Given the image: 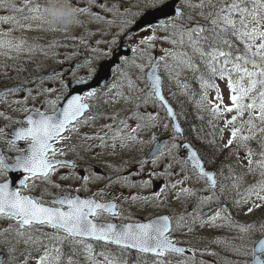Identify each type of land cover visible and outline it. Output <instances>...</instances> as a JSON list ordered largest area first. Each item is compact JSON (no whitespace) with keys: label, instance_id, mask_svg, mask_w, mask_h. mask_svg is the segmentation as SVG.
Segmentation results:
<instances>
[{"label":"snow or ice","instance_id":"1","mask_svg":"<svg viewBox=\"0 0 264 264\" xmlns=\"http://www.w3.org/2000/svg\"><path fill=\"white\" fill-rule=\"evenodd\" d=\"M183 3L190 9L199 8V15L207 23L201 25L196 22L191 27L177 25L176 18H186L192 24V16L185 17L183 9L173 7L171 0H148L145 10L133 14L145 20L144 31L153 32V35L145 37L141 43L155 39L156 28L167 30L170 26L172 36L176 38L164 37V39H170L173 45L179 44L182 49H187L169 53L177 61L176 86L181 89L188 88L186 81L180 79L185 70L191 71L193 74L200 73L202 87L209 86V80L205 79V72L210 78L217 76L221 79L226 78L231 93V104L223 105L217 88L216 99L219 103L212 107V114L215 118H223L226 113H235L231 119L225 121L231 132V137L225 147L234 143L238 147H247L250 141L257 140L259 136L258 143L261 149H264V0H199L198 4L193 3L192 0H183ZM0 8L8 9L11 13L0 15V24H19L21 28L31 27V25L21 24V19L42 20L48 13L47 7L36 0H23V6H17L13 0H0ZM76 9L78 14L87 11L80 7H76ZM169 9L173 13L172 16L169 15ZM149 16L153 17L155 22L148 20ZM160 17L164 19H160ZM98 18L102 19V17ZM108 22L112 23V21ZM77 23L80 21L78 20ZM132 23V20L124 21L125 27ZM46 30L57 29L49 27ZM24 45L25 41L14 37L10 30L0 31V50L8 49L21 52L25 50ZM201 66L204 71H201ZM137 67L141 72H144L145 65L141 64ZM159 67L160 65L156 61H151L149 70L145 73L150 82L148 95L157 97L163 103L168 115L174 117L175 113L172 107L169 106L162 94L161 77L157 75ZM104 71L103 64L91 68L89 79L93 76L101 77ZM80 83L88 90L83 94L71 95L70 98L58 96L56 100L49 101V104L52 105L50 112L40 109H25L29 114L24 121L18 122L21 126L11 133L12 138L7 141L8 147L18 154L15 155L12 163H9L8 158L0 152V175H4L9 170L20 173L23 178L19 180V184L21 188H26L30 179L48 178L58 168L66 165L75 167L71 161L59 159L57 155H64V151L58 147V144L68 138L64 135L66 131L74 132L77 130V125L94 119V117L80 119L84 117L85 110L90 107L85 100L97 95L96 89L91 88L84 78H81ZM128 85L130 88L136 86L131 79L128 80ZM211 86L217 87L215 84H211ZM11 91L8 90V93ZM119 94L123 95V93ZM62 98L66 99V103L63 107H57V101ZM203 98L206 99V94ZM112 119L115 120V116ZM120 123L125 128L128 127L123 120ZM104 127L115 132L112 137L113 141L117 138L123 139L120 129H113L112 125ZM139 127L137 125V128ZM175 127L179 133L181 131L179 125ZM132 131L135 132L136 129H132ZM0 133H4L3 128H0ZM99 138L102 141L104 139V137ZM128 138L136 139L135 136ZM19 141L26 142V146L17 147ZM153 141H155V137H153ZM165 148L169 152L172 149L187 150L186 163H190L194 169L198 170L201 178L205 179L211 188L220 186L216 174L205 169L197 152L191 150L190 144L173 143L171 148L163 144H154L153 152L162 155V150ZM246 156L249 172L259 171L261 177L255 184L248 187L246 195L249 198L255 195L258 199L264 200V195L261 194L264 193V150L257 153L247 147ZM257 156L259 158H255ZM84 180L87 181L88 177L85 176ZM233 183L238 186L235 179ZM21 188L15 187L8 180L0 183V217L15 221L19 226L17 229L19 236L25 234L24 231H21L22 229L30 228L34 224L47 225L55 230L49 240L52 247H45L44 255L39 257L37 264H63V253L61 248L56 245L57 242L64 240L82 245L91 264H101L95 259L93 245L87 243L85 238L102 242L105 246L116 245L124 250L135 249L142 255L152 254L155 257L152 264H171L168 259L170 256L183 255L186 251L184 247L178 246V242L172 237L171 233L174 229L168 216H160L148 222L124 224L101 221L99 217L105 211L112 212L114 216L120 215L115 211L117 208L115 203H103L97 202L93 198L81 199L78 196L69 197L67 195L44 203L31 195L24 194ZM182 191L188 195L193 194L190 189H182ZM155 195L159 196V193ZM212 199L213 196L204 197L200 205L196 207H200ZM251 210L249 209V212ZM199 216V212L194 213L193 221L199 219ZM218 218H220V211L209 216L207 221L201 220V226L204 223L214 225ZM184 226H186L184 218L180 217L176 227ZM254 227L255 225L240 226V230L248 232ZM191 230L189 228V231ZM260 230L264 232V225L260 226ZM59 232H63L64 236H59ZM31 239L32 237L29 236V240ZM253 245L252 260L251 262L245 261L244 264H264V237L253 241ZM232 250L240 251L237 248ZM212 254L215 255V253ZM101 255L105 256L106 264H124V261L116 256L104 253ZM242 255L247 256L249 252L244 250ZM67 264H73L71 257L67 259ZM177 264H186V262L177 261Z\"/></svg>","mask_w":264,"mask_h":264},{"label":"rangeland","instance_id":"2","mask_svg":"<svg viewBox=\"0 0 264 264\" xmlns=\"http://www.w3.org/2000/svg\"><path fill=\"white\" fill-rule=\"evenodd\" d=\"M13 2L16 3L17 6H23V0H13ZM36 2L45 5L44 0H36ZM147 2L148 0H141L142 8H140L137 13L145 10ZM192 2L198 4L199 0H192ZM118 3H120V0H98L94 8H89L79 2L73 1L72 4L75 7L85 8L87 11L79 13L78 18L80 23L68 30L57 29L54 31H48L46 29L49 27L42 24L40 20L21 19L20 23L31 25L30 28H21L19 24H0V31L10 30L14 37H18L25 41L24 51L16 52L8 49L0 50V79L13 77L16 71H21L24 68L28 70L34 68V70L38 69L43 72L46 69L64 63L68 58L76 60L77 56L82 57L80 59L82 69L90 71L91 68L97 67L101 61L108 59L111 56L112 48L114 46L118 47L120 39L126 38V43L130 44L133 50L132 52L134 53L130 58H124L121 64L113 66V76L104 84V87H106L104 91L107 92L108 95L107 97L101 98V100L109 101L107 104L109 125H117L119 124L117 122L122 120L128 125L127 128L123 125V128L125 134L129 131L130 135H125L124 139L119 140L118 143L121 146H125L126 150L129 146L128 149L131 150V145H133L134 139H129L128 137L132 136V129H136L135 132H140L141 134L145 132L143 128L139 130L137 129V125L141 120L140 117L150 114L148 117L155 118L156 121L159 118L164 117L163 113L161 114V110L158 108L156 109L153 97L148 95L149 82L145 75L150 67V62L153 61L155 56L159 59L161 73L165 80V91L170 96L172 102L177 106L180 116L185 118L188 111L185 108H182V91L183 93H186L188 88L181 89L176 86L178 72V69L176 68L177 61L169 53L187 49H182L179 44L173 45L170 42V39H164V37L172 39L176 38L172 36L170 26H168L167 30H165V28H156L155 39L142 44L141 41L144 40L145 37L153 35V32L144 31L143 29L145 26L136 30L135 24L133 25V23L125 27L124 21H133L135 16L130 19V13L127 18L128 12L116 8ZM199 11V8L190 9L185 7V17L191 15L193 18L192 24H190L186 18H176V24L184 25L185 27H191L196 22H199L201 25L206 24L207 22L204 18L199 15ZM9 14L11 13L8 9L0 8V15ZM98 17H102V19ZM108 21H112V23H109ZM98 41L99 43H97ZM113 41H115V43H113ZM28 49L32 50L29 51ZM25 60H33L34 65H27ZM141 64L145 65L144 72H141L137 67V65ZM186 71L187 70L181 74V80L187 78ZM39 74L40 73H38V75ZM212 78L215 80L213 84L217 87H212L210 84L209 88L205 90L207 92L206 99L201 100L197 104L198 110H192V117L194 119H205L211 124L213 123V119H215V126L218 128L216 134L219 136L217 140L224 145L225 150L230 153L234 164L236 163L240 170L234 169L232 173L233 179H235L236 184H238V186L235 185L233 187L236 191L234 199V212L236 213V216H220V220L217 219L214 225L204 223L203 226H201V220H196L194 222L193 216H179L178 220L180 217H183L186 226L177 228V232L179 235L188 238L192 245H195L193 246L195 252L193 255H182L177 260L184 262H187L186 260L197 261L195 254L199 252L200 259L198 264H202V262L203 264H233V262H235V264H244L243 260H241L244 247H248L253 241H255V238L264 234V232L260 230V226L264 225V223H262L264 219L262 222H259V225H255L253 219V216L264 211V200L258 199L255 195L251 196V198L246 195L248 187L255 184L261 179V177L259 171L249 172L248 170L249 165L246 152L247 147L252 148L251 145H247V147H238L234 143L229 147H225L231 137L230 129L226 126L225 121L226 119H231V116L235 115V113H226L223 118H215L213 116L212 107L214 104L219 103L216 99L217 88L222 97L223 105L231 104V93L226 78L221 79L218 76ZM129 79L135 83V87H129ZM61 80L62 72L55 73L38 81L37 88L29 89V92L24 99L19 97L20 99L15 98L14 101L12 100L7 104H0V115H7L4 119H0V128L9 120V114L13 115L19 113L28 103L37 101L44 102L48 99L52 100L50 97L55 90L57 98L58 92L63 89L61 87L63 84V82L61 83ZM34 81H36V79ZM51 82L54 85H52ZM113 85H116V87H113ZM119 93H123V95H120ZM44 104L47 107L51 106L49 101ZM141 108H144L146 114L141 111ZM113 116L119 117L117 122L116 120H112ZM245 119H247V116H245ZM102 121L106 120L103 119ZM162 121L164 122L165 119H162ZM141 122H143V120ZM257 123H259V121H257ZM156 125L158 126V122ZM258 139H260L259 136ZM114 143L117 142L113 141L110 137L109 146H112ZM136 148L140 150L144 149L142 145L136 146ZM126 157H128L127 154ZM255 158L259 157L257 156ZM164 161H166V158L162 157L158 162L157 172L154 171V174L152 173L154 177L159 178L164 172L169 173V169H171V173H169L171 174L170 176L176 174L175 172L177 168L179 169L178 173L181 172L179 162L174 163L172 167H166L164 172L161 171L159 165ZM135 164L136 169L139 166L143 168L144 166L142 164H146V167L149 166L145 157L139 162L129 164V167L132 168ZM142 170L143 169H140L139 171ZM139 171L135 174L138 175ZM175 177L178 178L177 175H175ZM56 178V187H54L53 182H48L46 179L37 180V183L32 185L33 192H41L42 198L45 199L53 193L61 191L65 187L78 189L80 184H85L87 182L79 173L69 174L56 172ZM71 178H75L77 184H73ZM198 181L199 183L202 182L201 179H198ZM126 190L125 194L120 192L119 196L124 197L121 199L124 202V210L127 209L133 201V197H130L131 192H134V197L136 195L139 196L140 199L142 198L144 194L142 181H138L133 187H127ZM84 191L89 193L96 192L98 195L108 196L110 188L103 184L100 188L93 190L85 189ZM261 194L264 195V193ZM256 205L259 206L257 207ZM249 209H252L251 212H249ZM225 224L227 225L226 228H224ZM247 225H255V227L248 232H242L240 226ZM18 227L19 226L15 221L6 217H0V264H37L39 257L44 255L45 247H52L49 240L55 230L47 225L35 224L30 228L22 229L21 231H24L25 234L19 236L17 234ZM189 228L192 230L189 231ZM58 235L63 237L64 233L59 232ZM29 236L32 237L31 240H29ZM85 240L86 242L92 243L87 239ZM67 244H69L70 250L76 248L79 250V253H81L77 260H72L73 264H91L82 245L73 243L70 240H64L63 242H57L56 246L61 248L64 255L67 251ZM233 248L240 249V251H233ZM101 253L110 256L113 254L117 255L116 251H111L109 248L101 247L98 253L93 247L95 259L100 261L101 264H106L105 256L101 255ZM212 253H215V255ZM246 258L247 261H249L250 256L247 255ZM120 259L124 261V264H132L128 263L124 257ZM177 260H170L171 264H177ZM63 264H67V261L63 260Z\"/></svg>","mask_w":264,"mask_h":264},{"label":"flooded vegetation","instance_id":"3","mask_svg":"<svg viewBox=\"0 0 264 264\" xmlns=\"http://www.w3.org/2000/svg\"><path fill=\"white\" fill-rule=\"evenodd\" d=\"M73 1L79 2L86 7L94 8L98 0H72V3ZM177 4L185 12L183 0H180ZM116 8H119L121 11L128 12L127 18L130 13V19L135 16L133 25L137 24L139 16L133 14L137 13V11L142 8L141 0H120V3L116 5ZM127 45L130 44L126 43V38L120 39L119 46H114L112 48L111 56L113 57L115 53L120 52L121 48ZM133 53L134 52H132L129 56L121 55L119 57V61L116 62L114 66L121 64L124 58H130ZM81 58V56H77L76 60L68 58L64 61V63L54 66L56 67L55 69H57L54 74L62 72L61 83L63 82L61 85L63 89L58 92L57 97H67L71 93L72 84L76 82L79 83L81 78H84L88 81V83L94 79L95 76L89 79L90 71L82 69V63L80 61ZM21 72L26 75L31 73L28 69H23ZM41 74H44V72H41ZM17 82L28 84L29 86L26 85L17 92L8 93L4 96L3 100L0 101V104H7L19 97L24 99L29 92V89L37 88V84H29L30 82H33V80L30 79L23 80L18 78L15 81H6V78H3L0 79V90L9 88ZM91 88L96 89L97 95L94 98L85 100L90 107L85 110L84 117H81L80 119H84L85 117H94V119H89L87 123L77 125V130L74 132L66 131L64 135L68 138L58 144V147L64 151V155L60 156L58 154L57 158L71 161L75 167L73 168L70 165H66L65 167L58 168L56 171L57 173H79L83 177H88L87 182L85 184H80L78 189L65 187L61 191H57L45 199L42 198L41 192H33L32 185L36 184L39 179H46L48 182H53L54 187H56V172L50 174L48 178L39 177L30 179L26 188H21L20 184L18 187L21 188V191L24 194L31 195L33 198H37L44 203H49L54 198H60L64 195L69 197L78 196L81 199L84 197H92L99 202L115 203L117 205L115 211L120 213V215L114 216L112 212L105 211L99 217L101 221L124 224L146 222L157 216H168L171 219L172 228L174 229L171 233L172 237L175 241L186 245L189 251V253H184L183 255H193L195 252L193 246L195 245H192L188 238L179 235L177 232L176 223L179 216H193L194 213L199 212L200 216L197 220L203 221H207L208 217L215 215L217 211H220V216H236V213L234 212V199L236 191L233 189L235 185L233 183L234 179L232 177V173L234 169L239 170V168L236 163L234 164L230 153L225 150L224 145L217 140L219 136L216 134L218 128L215 126V119H213L212 124L202 118L194 119L192 117V110H198V106L195 108L189 107L188 104L193 105V102L189 99H184V101L182 100V108H185L188 112L184 118L180 116L177 109L182 125V132L177 133L172 129L171 118L167 115V110L163 103L158 101L153 95L154 105L156 109L158 108L161 110V114L163 113L164 117H161L156 121L155 118L148 117L150 114L143 115L140 112L143 115L140 117V122L142 120L143 122H139L138 125L140 127L137 129L139 130L143 128L145 132L142 134L140 132H133L131 134L136 137L133 145H131V150L128 149L129 146L126 150L125 146L119 145L118 141L121 140V138H117L115 140L117 142L113 144L115 146H109V138H112L115 135V132L104 127L105 125H109L107 110V104L109 101L101 100V98L107 97L108 93L104 91L106 89L104 85H97ZM87 90L88 89H85L84 91ZM84 91H79L78 94H83ZM165 93L167 94L166 91ZM183 95L187 97V91L186 93H183L182 91V99ZM168 97L170 96L168 95ZM50 98L52 100L57 99L56 90L53 91ZM52 100L48 99L44 102H30L19 113L13 115L9 114V120L1 127L4 129V133H0V152L8 158L9 163H12L13 158L18 153L8 147L7 141L12 138L11 133L17 127L21 126L18 122L24 121L26 116L29 114L25 111V109H40L44 112H50L52 105H48L49 107H47L44 103ZM62 100H64V98L57 101V107H63ZM141 111L146 114L144 108H141ZM5 117H7V115H0V119H4ZM103 119L106 121H102ZM118 119L119 117H115L116 122ZM162 119H165V121L163 122ZM157 122L158 126L156 125ZM117 123L119 124L112 125V128L120 129L123 134V139L125 135H130L129 131L125 134L123 124L120 122ZM99 137H104L103 141ZM153 137H155V141H153ZM162 138H164L162 144L167 145L168 148H171L173 143L182 142L190 144L191 150H195L197 152V155L200 157L205 169L216 174V179L218 181V185L220 186L211 188L205 179L201 178L198 170L194 169L190 163H186L187 150L172 149L171 152H169L168 149L165 148L162 150V155L156 153L155 155L149 156L148 154L154 144H156L157 140ZM141 141H143V143H141ZM255 142H258V140L250 141L248 145H251L252 149L256 151ZM140 145H142L144 149L140 150L136 148V146ZM25 146L26 142H17V147ZM126 154L128 157H126ZM144 157L148 162V167H146V164H142L144 166L143 168L139 166L136 169V164L132 168L129 167V164L139 162ZM162 157L166 158V161L161 162L159 165V169L163 172L166 167H172V165L176 162L180 163L179 168L181 169V172L178 173V168L175 172V175H177L178 178H176L175 175L170 176L171 174L169 173H171V169L168 170L169 173L164 172V174L159 176V178L152 175V173L154 174V171L157 172L158 162ZM140 169L143 170L139 171ZM138 171L139 174L136 175L135 173ZM21 178L23 177L20 173L9 170L4 175L0 176V183L10 179L14 184H16V182L19 183ZM71 179L73 184H77L75 178ZM198 179H201L202 182L199 183ZM138 181H142L144 194L141 199L139 196L135 195L136 199H133L128 208L124 210V202L121 200L124 197H119L120 192L125 194L127 191L126 188L133 187ZM103 184L110 188L108 196H101L96 192L89 193L84 191L85 189L93 190L100 188ZM182 189H190L193 194L188 195L183 192ZM156 193H159V196L155 195ZM207 196H213V199L204 203L200 207H196L197 205H200L201 200ZM130 197H134V192H131ZM218 219L220 220V218ZM226 226L227 225L225 224L224 228H226ZM195 255L197 261L186 260V264H198L200 259L199 252ZM180 256L182 255L177 254L170 257H172L173 260H177Z\"/></svg>","mask_w":264,"mask_h":264},{"label":"trees","instance_id":"4","mask_svg":"<svg viewBox=\"0 0 264 264\" xmlns=\"http://www.w3.org/2000/svg\"><path fill=\"white\" fill-rule=\"evenodd\" d=\"M25 63L27 65L29 64H33L34 65V61L33 60H25ZM24 67V66H22ZM25 69V68H24ZM203 67L201 66V71H204ZM30 71L31 73L29 75H26L24 74L23 72L21 73H14L13 77H5L6 78V81H15L17 78H22V79H26V78H36L37 75H35V70L34 68H30ZM187 73V85H188V91H187V97H185L183 95V101L184 99H189L193 102V105H189V107H193L195 108L197 106V104L203 100L205 94L207 95V92L205 91L206 89L209 88L210 84H213L214 83V78H210L208 76V74L205 72V79L206 80H209V86L207 87H202L201 86V80H200V73H195L193 74L191 71H186ZM182 104V102H181ZM214 126V125H212ZM259 140V139H257ZM256 144V152L259 153L260 151H262L263 149H261L260 147V144L258 142H255ZM260 214L256 215V216H253V219H254V223L255 225H259V222H262L263 219H264V211L263 212H259ZM264 223V221L262 222ZM89 243V242H87ZM93 245V247L95 248V250L99 253L100 251V248L101 247H105V248H109L111 251H116L117 252V255L113 254L111 256H116L118 259L124 257L128 263H132V264H152V262L154 261V257L150 254H140L138 253V251H135V250H124V249H121V248H117L114 247V246H111V245H107L105 246L103 243L101 242H92L91 243ZM67 246V251L66 253L63 255V260H66L71 257L72 260H77V258L79 257V255L81 253H79V250L76 249V248H73V250H70L69 249V244L66 245ZM116 248V249H115ZM251 244L248 246V247H244V250H247L249 252V256H251ZM242 258L241 260H243V263L245 261H247V258L245 255H241ZM168 259L170 260H173L171 257H169ZM241 264V263H240Z\"/></svg>","mask_w":264,"mask_h":264},{"label":"water","instance_id":"5","mask_svg":"<svg viewBox=\"0 0 264 264\" xmlns=\"http://www.w3.org/2000/svg\"><path fill=\"white\" fill-rule=\"evenodd\" d=\"M179 1H180V0H171V3H172V5H173V7H180V6H178V4H177ZM180 8H181V7H180ZM169 15H170V16L173 15L171 9H169ZM147 19H148V20H153V22H155V20H154L153 17H151V16L147 17ZM160 19H164V18H163V17H160ZM143 26H145V20H144V19H140V17H139V18H138V22H137V24L135 25V29L137 30V29H139V28H141V27H143ZM131 53H132V49L127 45V46L122 47L121 50H120V52L115 53L113 57L108 58V59H104L103 61H101L99 64H103L105 71H104V73L102 74L101 77H99V78L94 77V79L88 83V84L90 85V87H95V86H97V85H101V86H103V85H104V84H105L110 78H112V76H113V74H112V70H113V69H112V68H113V66L116 64V62L119 61V57H120L121 55L129 56ZM154 61H156V62L158 63V59H157L156 57H155ZM99 64H98V65H99ZM148 70H149V68H148ZM148 70H147V71H148ZM53 71H54V70H50V71L46 72L45 75H46V76H49V75H51V73H52ZM157 75H159V76L161 77V90H162V94L164 95V97H165L166 100L168 101L169 106L172 107V109H173V111H174V113H175V116H174V117H173V116H169L168 113H167V115L171 118L172 129H173L175 132H177L175 126H176V125H179V127H180V129H181V131H180L179 133H181V132H182V125H181L180 117H179V115H178V113H177V111H176V108H175V106L173 105L172 101H170V99H169V98L167 97V95L165 94V91H164V77H163V75H162V73L160 72L159 69L157 70ZM184 81H185V80H184ZM87 82H88V81H87ZM148 82H149V81H148ZM79 84H81L80 81H79V83L76 82V83H73V84H72V90H71V93L67 96L68 98H70L71 95L78 94L79 91H84V90H85V88L83 87V85H82V84L79 85ZM149 84H150V82H149ZM15 89H19V87H12V88H9V89H6V90H3V91H0V100H2L3 96L6 95V93H8V90H12V91H14ZM12 91H11V92H12ZM156 98H157V97H156ZM157 99H158V98H157ZM158 100H159V99H158ZM159 101H160V100H159ZM65 103H66V99L62 100V106H63V104H65ZM163 141H164V138L159 139V140H157L156 144H162ZM155 154H156V153L153 152V148H152L148 155H149V156H152V155H155ZM8 181H10L15 187L19 188V187H18V186H19V183H18V182H16V184H14L12 180L9 179ZM88 198H92V197H84V198H82V199H88ZM93 199H94V198H93ZM96 201L99 202L98 200H96ZM158 217H160V216H157V217H155V218H158ZM155 218H153V219H155ZM148 221H149V220H148ZM148 221H146V222H148ZM261 237H264V234H263L262 236H260L257 240H259ZM85 239H89V238H85ZM178 246L184 247L185 250H186L185 253H188V252H189L188 249H187V247H186V245H184V244L178 242ZM134 250H135V249H134ZM251 260H252V259H251ZM250 262H251V261H250Z\"/></svg>","mask_w":264,"mask_h":264},{"label":"clouds","instance_id":"6","mask_svg":"<svg viewBox=\"0 0 264 264\" xmlns=\"http://www.w3.org/2000/svg\"><path fill=\"white\" fill-rule=\"evenodd\" d=\"M48 13L40 22L47 27L68 30L79 20L76 7L72 0H44Z\"/></svg>","mask_w":264,"mask_h":264},{"label":"bare ground","instance_id":"7","mask_svg":"<svg viewBox=\"0 0 264 264\" xmlns=\"http://www.w3.org/2000/svg\"><path fill=\"white\" fill-rule=\"evenodd\" d=\"M43 34H44V33H43ZM46 35H47V34H46ZM42 36H43V35H42ZM50 36H51V35H50ZM47 37H48V36H47ZM53 37H54V36H53ZM65 39H66V38H65ZM45 41H46V40H45ZM47 41H48V40H47ZM49 41H50V40H49ZM202 70H203V69H202ZM168 79H169V78H168ZM168 79H167V80H168Z\"/></svg>","mask_w":264,"mask_h":264}]
</instances>
